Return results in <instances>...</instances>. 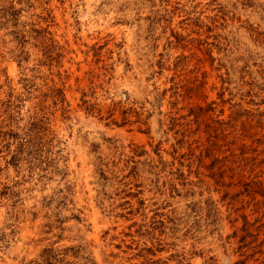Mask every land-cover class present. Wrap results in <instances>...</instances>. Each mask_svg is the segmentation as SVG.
I'll list each match as a JSON object with an SVG mask.
<instances>
[{"label": "rangeland", "instance_id": "rangeland-1", "mask_svg": "<svg viewBox=\"0 0 264 264\" xmlns=\"http://www.w3.org/2000/svg\"><path fill=\"white\" fill-rule=\"evenodd\" d=\"M263 213L264 0H0V264H264Z\"/></svg>", "mask_w": 264, "mask_h": 264}, {"label": "trees", "instance_id": "trees-1", "mask_svg": "<svg viewBox=\"0 0 264 264\" xmlns=\"http://www.w3.org/2000/svg\"><path fill=\"white\" fill-rule=\"evenodd\" d=\"M262 217H264V213L262 214ZM258 221H260V220H256L255 223H257ZM246 225H247V223L245 224V226ZM256 230L258 232L262 231L264 233V221L259 226H257Z\"/></svg>", "mask_w": 264, "mask_h": 264}]
</instances>
